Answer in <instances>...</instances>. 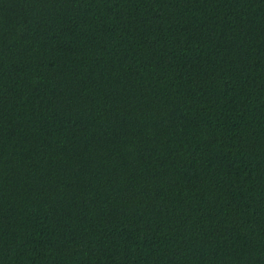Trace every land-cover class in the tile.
Instances as JSON below:
<instances>
[{
    "label": "trees",
    "instance_id": "1",
    "mask_svg": "<svg viewBox=\"0 0 264 264\" xmlns=\"http://www.w3.org/2000/svg\"><path fill=\"white\" fill-rule=\"evenodd\" d=\"M0 264H264V0H0Z\"/></svg>",
    "mask_w": 264,
    "mask_h": 264
}]
</instances>
